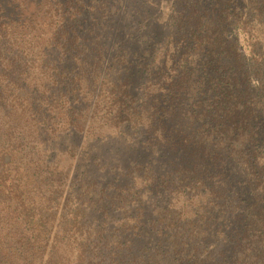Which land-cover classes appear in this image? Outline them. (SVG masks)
<instances>
[{
  "label": "trees",
  "instance_id": "1",
  "mask_svg": "<svg viewBox=\"0 0 264 264\" xmlns=\"http://www.w3.org/2000/svg\"><path fill=\"white\" fill-rule=\"evenodd\" d=\"M95 2L0 0V112L6 91L18 92L22 112L52 134L67 126L73 153L71 136L85 131L78 173L85 180L74 182L67 228L80 237L76 264H264V0H172L167 23L153 19L130 34L120 7ZM90 10L102 11L93 17ZM236 23L253 37L256 70ZM53 108L63 116L55 130ZM110 125L115 133L102 131ZM11 160L3 154L5 164ZM110 190L119 192L120 208L138 205V214L130 210L138 224L148 195L184 196L187 209L197 204L190 216L174 204L158 208L153 225L167 249L146 245L136 261L132 239L101 225L84 230ZM8 202L0 183V237L15 231L27 244L49 242L55 227L46 264H71L60 250L63 222L33 206L22 228ZM34 256L26 251L24 264Z\"/></svg>",
  "mask_w": 264,
  "mask_h": 264
},
{
  "label": "rangeland",
  "instance_id": "2",
  "mask_svg": "<svg viewBox=\"0 0 264 264\" xmlns=\"http://www.w3.org/2000/svg\"><path fill=\"white\" fill-rule=\"evenodd\" d=\"M124 1L125 4L121 5L119 4L120 0H107V3L109 8L113 5L117 9L120 7L123 15V27L128 34L138 30L143 23L151 22L153 19L159 21L160 25H164L169 20L172 11V0ZM95 3V0H89V4L96 6ZM91 5L88 6L90 7ZM90 11L91 15L95 17L102 10H99L98 14L96 11ZM113 12L115 11L113 10ZM236 26H238L237 37L240 44L243 46L250 65L256 70L261 65L257 61V56L254 57L252 53V48H255L253 37L248 38L241 31L238 23H236ZM136 39H139L140 43H142L140 46L144 44L142 37L138 34H136ZM142 81L143 79L136 81L138 90ZM255 82L257 85V80ZM138 90L136 95L139 94ZM6 94L7 103L0 112V183L9 195L8 206L11 214L13 217H19L22 228H28L25 223L26 215L29 210L30 213H33L35 207L36 213L41 212L45 217L55 215L56 223L63 222L66 229L71 228L69 220L73 217L72 210L75 208L78 197V192H75L77 188L74 186V182L85 180V176H78V173L84 175V172L79 170V167L86 165L85 131L71 136L72 144L77 145L76 152L73 153L69 147L71 141H68L66 136L67 126L57 124L63 119V116L58 114V109L53 108L54 113L49 120L48 126L50 128L59 125L56 126L58 129L57 133L52 134V131L38 122V118L32 116L30 111L24 110L22 112L23 107L19 105L21 100H17L18 92L10 94L9 90H7ZM104 97L101 96V98ZM105 102L108 110L114 109V106L111 108L112 102L109 98H106ZM12 104L15 106L12 107ZM60 126L62 129H60ZM56 127L52 130H55ZM39 130L44 132L40 133ZM60 130L63 132H60ZM102 131L115 133V128L110 125V128L105 127ZM61 150L64 151L61 152ZM3 154L11 155V162L9 161L5 164L2 161ZM39 174L40 176L38 177ZM102 174L101 172H96L95 178ZM118 195V191L110 190L108 199L104 200V206L101 203V209L95 210V212L93 210L89 211V214L83 220L84 230L88 232L89 229H98L97 227L101 225L106 230V234L109 232V235L112 236L120 235L125 242L128 239H132L135 245L133 255L136 261L139 260L143 247L146 245L149 249L158 250L155 243L159 242L162 246L160 249H167V247L164 248V246H167L163 243L164 238L154 229L153 225V221L159 217L158 208H166L169 204H174V210L177 213L184 209L185 214L190 216V211L193 208L195 209L197 204L196 199H194L192 206L187 209L184 196H172L169 193L148 195L147 198L143 199L146 202L147 212L144 213L143 223L138 224L136 221H131L133 216L130 215L132 208L134 209V214L140 212L135 210L138 205H134L131 209L126 207L122 209L120 207L123 204L116 201L118 200ZM2 208L3 205L0 206V209ZM105 209H110L111 213L108 214ZM123 225H125V228L127 227V230L122 235ZM54 226H56L55 223ZM135 226L137 228L134 229L133 227ZM48 228L50 227L48 226ZM50 232L49 242L39 240L40 243L32 244L25 243L21 234L15 233V231L10 234H3L0 237V264H24L26 251L30 252V249L35 254L33 257L34 264H46L55 227L53 230L50 228ZM145 232L148 235L143 236ZM64 236L60 250L69 258L71 264H76L77 243L80 237L73 229H67ZM35 244H38V246H34ZM126 260L127 257H125ZM95 262H98V260H95Z\"/></svg>",
  "mask_w": 264,
  "mask_h": 264
}]
</instances>
